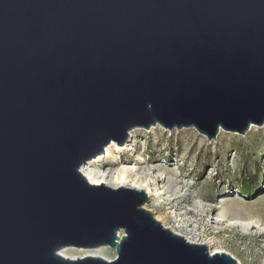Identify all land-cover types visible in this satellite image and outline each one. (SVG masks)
Instances as JSON below:
<instances>
[{"label": "water", "instance_id": "obj_1", "mask_svg": "<svg viewBox=\"0 0 264 264\" xmlns=\"http://www.w3.org/2000/svg\"><path fill=\"white\" fill-rule=\"evenodd\" d=\"M263 125L264 0H0V264H237L79 169L137 129Z\"/></svg>", "mask_w": 264, "mask_h": 264}, {"label": "rangeland", "instance_id": "obj_2", "mask_svg": "<svg viewBox=\"0 0 264 264\" xmlns=\"http://www.w3.org/2000/svg\"><path fill=\"white\" fill-rule=\"evenodd\" d=\"M90 167L95 173L121 174L123 179L109 183L113 187L122 181L154 184L159 196L144 208L165 228L182 226L179 233L186 236L198 233L211 253H226L237 264H264V125L244 135L221 130L213 141L194 129H137L122 150L110 147ZM218 214L229 221H254L257 227L245 231L216 222ZM89 254L116 257L110 248L62 253L69 259Z\"/></svg>", "mask_w": 264, "mask_h": 264}, {"label": "bare ground", "instance_id": "obj_3", "mask_svg": "<svg viewBox=\"0 0 264 264\" xmlns=\"http://www.w3.org/2000/svg\"><path fill=\"white\" fill-rule=\"evenodd\" d=\"M132 132L133 131H131L129 133L128 140H130L132 138ZM112 146L113 147H116V144L110 143L105 148V153L106 154L108 152V149L110 147H112ZM124 147H125V144L123 146H121L120 148L117 147V150H122ZM103 156H100V157H97L96 159H93L92 161L88 162L85 166H82L79 169V172L88 181L89 184L94 185V186H98V185L102 184V185H104V186H106L108 188H111L113 190H116L118 188H124V189H133V190H137V191H143L147 195L149 201H151L154 198H157L159 196V194L157 193V190H156V187H155L154 184H151V185H148V186H144V187H137V186H129V185H127L125 183V181H122V182H120L118 184V186H115V187L111 186L109 184L110 182L117 181L120 178L123 179V176L121 174H119V173H117V176L116 177H113V174L108 173V172L107 173H101V172L100 173H95L94 170H92L91 167H90L93 162L99 161V159H101ZM215 220H216V222H225V223H228V225H232L234 227H238V228L243 229L245 231L250 230V229L252 230L253 228L257 227V225H256V223L254 221L240 220V219L235 220V221H229V220L224 219V216L223 215H220V214H218L215 217ZM120 235L121 234H119V236ZM89 255L92 256V257H100V258H103V257H101L99 255H96V254H89ZM103 259H105V258H103Z\"/></svg>", "mask_w": 264, "mask_h": 264}, {"label": "built area", "instance_id": "obj_4", "mask_svg": "<svg viewBox=\"0 0 264 264\" xmlns=\"http://www.w3.org/2000/svg\"><path fill=\"white\" fill-rule=\"evenodd\" d=\"M180 227H182V226L174 227L173 232L179 234L180 236L185 238L188 242L195 243V244H201L202 243L200 238H199L198 233L193 232V233H189V235L186 236V235L179 233V231L181 230Z\"/></svg>", "mask_w": 264, "mask_h": 264}]
</instances>
